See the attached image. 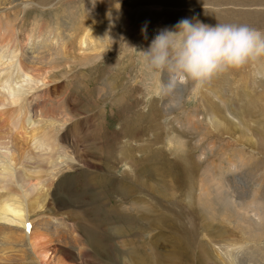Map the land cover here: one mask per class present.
Masks as SVG:
<instances>
[{
	"label": "rangeland",
	"instance_id": "rangeland-1",
	"mask_svg": "<svg viewBox=\"0 0 264 264\" xmlns=\"http://www.w3.org/2000/svg\"><path fill=\"white\" fill-rule=\"evenodd\" d=\"M149 3L160 6L145 8ZM182 18L264 31V0L0 6V35L7 25L21 37L39 22L61 29L67 41L47 78L52 101L42 111L70 113L63 138L75 170H64L49 196L87 245L81 256L71 248L68 264H264V57L195 92L189 82L172 97L156 95L155 73L131 47L146 49ZM88 29L94 42L81 46ZM206 103L220 108L218 121L208 118ZM5 250L0 264H18Z\"/></svg>",
	"mask_w": 264,
	"mask_h": 264
},
{
	"label": "bare ground",
	"instance_id": "bare-ground-1",
	"mask_svg": "<svg viewBox=\"0 0 264 264\" xmlns=\"http://www.w3.org/2000/svg\"><path fill=\"white\" fill-rule=\"evenodd\" d=\"M12 1L0 0V6ZM159 6L153 3L145 8ZM32 25L21 37L7 25L0 35V247L7 249L11 261L18 264L27 260L33 264H68L63 259L70 249L76 248L81 256L87 245L75 223L50 205L49 196L59 176L73 168L77 160L66 153L68 145L63 138L70 113L57 106L49 113L45 112L50 106L42 111L52 101V81L47 78L65 54L67 41L61 29H41L39 22ZM83 34L81 46L94 42L92 31ZM208 104V118L218 121L220 108ZM44 173L51 178H45ZM1 257L4 255L0 254L2 262ZM230 263L237 264L235 260Z\"/></svg>",
	"mask_w": 264,
	"mask_h": 264
},
{
	"label": "clouds",
	"instance_id": "clouds-1",
	"mask_svg": "<svg viewBox=\"0 0 264 264\" xmlns=\"http://www.w3.org/2000/svg\"><path fill=\"white\" fill-rule=\"evenodd\" d=\"M141 32L146 38L147 23ZM131 48L155 73L156 95L172 97L189 82L195 92L217 74L264 57V31L246 24L210 25L182 18L160 29L146 49Z\"/></svg>",
	"mask_w": 264,
	"mask_h": 264
}]
</instances>
